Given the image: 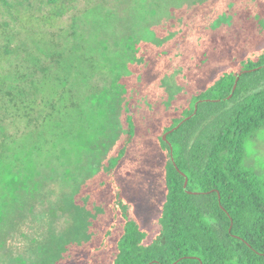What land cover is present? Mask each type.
<instances>
[{
    "label": "trees",
    "instance_id": "obj_1",
    "mask_svg": "<svg viewBox=\"0 0 264 264\" xmlns=\"http://www.w3.org/2000/svg\"><path fill=\"white\" fill-rule=\"evenodd\" d=\"M0 1L7 4V0ZM78 1L85 4L84 16L92 8L102 14L105 8H115L120 14L130 13L136 7V1H143L148 13L152 14L166 5L165 0H51L56 7L50 14L33 13L28 21L43 23L52 29L59 17L77 8ZM76 26L75 19L72 28ZM42 30H33L39 35L34 40L37 53L34 59L43 64L39 67L41 78L35 79L33 73L3 75L0 72V100L9 102L14 113L18 112L26 119H23L25 125L15 132L0 122V229L8 223H18L17 217L23 222L31 218L49 226L62 213L70 226L60 236L59 243L72 227L93 241L95 222L99 217L107 221L112 214L121 221L119 225L111 223L108 239L100 248L109 251L111 264H264V181L255 170L245 165L247 141L264 128V50L245 55L246 47L241 41L237 48L241 52L234 53L236 57L229 66L226 63L222 68H208L197 76L199 82H176L174 94L161 77L163 71L177 73L183 69L182 65L175 64L172 48L160 47L154 52V59H149L148 52L143 50L141 53L136 41L130 37L126 49L117 52L116 56L102 53L96 57H79V61L89 62L95 78L110 74L113 79L108 84H101L102 81L96 78V83L89 85L90 98L96 109V117L89 122L91 137L77 143L83 134L77 136L75 128L65 134L79 147L78 163L84 164L86 159L88 165L87 179H76L72 170L58 168L60 156L55 162L44 164L36 159V151L40 148L33 147L28 152L20 144L18 148L23 151L16 154L18 150L14 147L18 143L16 137L23 129L28 130L25 132L27 136L41 138L45 144L57 141L59 131L63 130L64 124L57 112L61 89L49 85L52 79H59L63 68L61 35ZM180 30L181 39L188 42V31L183 33ZM74 35L77 33L73 31L71 36ZM172 36L177 39L175 32L166 38ZM9 53L8 48L0 47V66ZM140 54L144 65L135 62ZM43 56L46 63H42ZM107 61L115 63L117 69L112 71ZM160 62L164 67L156 72L154 68ZM132 77L136 80L131 81L130 88L127 79ZM153 86L160 87L158 91L162 98L149 103L144 96L146 90H152ZM68 91L72 96L69 106L77 107L74 102L76 92L72 88ZM201 99L206 101L200 102L197 113L185 120L194 113L195 104ZM42 106L46 107L45 111H39L38 107ZM172 109L177 114L168 118L169 124L162 125V118L170 115ZM155 120L160 122V130L153 139L158 146L151 150L147 144L149 139L138 141L142 146L138 154L148 152L147 155L155 156L160 151L163 154L160 162L166 193L159 229L152 236L143 226L134 203L123 194L116 173L136 144L139 121L143 126H149ZM72 124L75 125L76 120L65 124V128ZM47 125L49 130H45ZM178 125L168 135L177 168L163 134ZM117 142L116 152L102 167L100 155L103 151L108 153L109 146ZM18 164L27 171L34 169L25 175L27 181L20 186L15 185L19 179L15 174ZM42 166L53 171V175L33 180L35 172H42ZM60 170L70 176H57ZM184 174L189 180L187 189L184 187ZM94 177L100 182L93 189ZM107 184L112 193L108 205L102 200L109 195L105 190ZM88 245V242L78 239L70 251L77 253ZM47 249L51 250V247L47 246Z\"/></svg>",
    "mask_w": 264,
    "mask_h": 264
},
{
    "label": "rangeland",
    "instance_id": "obj_2",
    "mask_svg": "<svg viewBox=\"0 0 264 264\" xmlns=\"http://www.w3.org/2000/svg\"><path fill=\"white\" fill-rule=\"evenodd\" d=\"M142 2L136 1L134 3L136 7L130 13L120 14L113 7L114 9L105 8L102 14L92 8L84 16L82 11L85 4L78 1L76 2L77 8L59 17L50 29L43 23H29L28 18L33 13L50 14L56 7L51 0H7V4L0 1V47L10 50L1 62V74L33 73L35 79H40L42 73L39 67L43 64L40 65L34 59L37 55L34 51V40L39 38V35H36L33 30L45 29L49 34L56 32L61 35L62 40L61 75L57 80L52 79L49 85H56L61 89L62 96L57 105V112L64 124L63 130L59 131L57 141H54L55 137L52 138L54 142L48 144H45L41 138L27 136L28 133L25 132L28 130H21L16 137L18 143L14 145L18 150L16 154L23 151L22 148L21 150L18 148L20 144H23L28 149L24 151L28 152H31L33 147H37L40 148V151H36L35 154L38 155L36 156L38 161L50 164L60 156L59 169L72 170L76 179L89 176L86 159L84 164L78 163L79 147L65 134H68L66 132H69V129L75 128L77 136L83 134L78 138L79 140L76 138L77 143H83L91 137L89 122L96 117V109L90 98L89 85L96 83V78L102 81L101 84H108L113 78L110 74L95 78L89 62L79 61V57H96L102 53L109 54L111 57L116 56L117 52L126 49L125 46H128L130 37L136 41L141 53L143 50L148 52L149 59H154V52L159 51L160 47L172 48L171 53L175 64L182 65L183 69L177 70V73L163 71L161 77L164 84L173 89L174 94L176 82L192 80L199 82L197 76L202 75L208 68L217 66L222 68L226 63L229 66L232 63L231 60L236 57L234 53L241 52L237 49L241 41L246 47L243 53L245 55L264 50V0H165L166 5L161 7L156 14L148 13ZM108 13L110 14L107 15ZM180 13L182 14L179 15ZM75 19L77 26L73 29L72 24ZM180 29L184 31L183 33L188 31V37L186 36L188 42L181 39ZM73 31L77 33V36H71ZM174 32L177 39L176 36L166 38ZM45 37L47 38L48 35ZM163 38L165 39L161 41ZM46 62L43 56L42 63ZM135 62L144 65L141 54ZM107 64L112 71L117 69L115 63L107 61ZM163 67L164 63L160 62L154 69L158 72ZM80 71H83V74ZM135 80L134 77L127 79L130 88ZM70 88L76 92L74 102L77 103V107L69 106L72 100L68 91ZM158 88L160 87L153 86L152 90H146L144 99L149 103L160 100L162 93L159 94ZM42 100L40 96V101ZM38 109L45 111L46 107L42 106ZM14 112L9 102L0 100V122H4L11 132L25 125L23 121L25 118L22 114ZM175 114L177 113L172 109L170 115L162 118V125L169 124L168 118ZM35 115L38 116V114ZM72 119L76 120V124L65 128V124L71 123ZM121 120L123 121L122 118ZM159 124V120H155L150 122L149 126L146 124L143 126L139 121L136 144L116 173L123 194L134 203L143 226L150 231L152 236L159 229L161 209L166 193L163 185V167L160 162L163 154L161 151L155 156L147 155L148 152L138 154L142 147L138 141L149 139L147 144L151 150L153 146H158L153 139L160 130ZM46 129L49 130L48 125ZM118 144L117 142L115 145H110L108 153L103 151L100 155L102 167L106 166L109 157L116 152ZM245 165L255 170L264 181V128L258 131L254 138L247 141ZM32 170L29 171L32 172ZM41 170L40 174L35 172L33 180L39 181L47 175H53V171L46 166H42ZM61 170L56 174L57 176H70L63 174ZM29 171L25 170L21 164L16 166L15 174L19 175L16 186L27 181L25 175ZM103 171L104 169L101 170ZM99 182L100 179L94 177L92 188H96ZM106 187L105 190L109 195L102 200L108 205L112 200V193L109 184ZM42 216L45 217L46 214ZM17 220L18 223H8L5 228L0 229V264H111L109 251L100 250V248L108 239L111 223L118 224L121 221L119 217L112 214L107 221L99 217L95 222L96 236L93 241L72 227L59 243L60 236L70 226L62 213H60V218L49 226L37 223L31 218L26 219L25 222L20 217H17ZM115 233L113 230V235ZM78 239L88 242L89 247L84 246L77 253H72L70 247L77 243ZM47 246H50L51 250H48Z\"/></svg>",
    "mask_w": 264,
    "mask_h": 264
},
{
    "label": "water",
    "instance_id": "obj_3",
    "mask_svg": "<svg viewBox=\"0 0 264 264\" xmlns=\"http://www.w3.org/2000/svg\"><path fill=\"white\" fill-rule=\"evenodd\" d=\"M241 75H242V72H241V73L239 74V76L237 77V80H236V83H235V86H234L233 92H234V90H235L236 87H237V84H238V81H239V78H240ZM233 92H232V94L230 95V97L233 95ZM202 101H206V99H201V100L197 101L196 104H195V111H194V113H193L192 115H190L189 117H187L185 120L190 119L192 116H194V115L197 113L199 103L202 102ZM185 120H184V121H185ZM184 121H182L181 124H182ZM178 127H179V125L176 126V127H174L173 129H171V130H169V131H167L166 133L163 134V140H164L166 143H168V144L170 145V147H171V157H172V160H173V163H174L175 167H177V168H178V166H177V163H176V160H175L173 146H172V143L168 140V135H169L171 132L175 131ZM184 175H185V174H184ZM185 177H186V181H185V185H184V187H185V189H187V186H188V182H189V180H188V177H187L186 175H185Z\"/></svg>",
    "mask_w": 264,
    "mask_h": 264
}]
</instances>
